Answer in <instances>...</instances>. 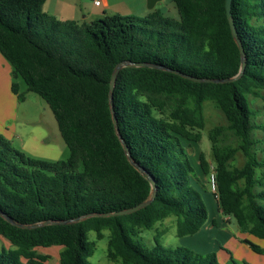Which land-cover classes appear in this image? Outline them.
<instances>
[{
	"label": "trees",
	"instance_id": "trees-1",
	"mask_svg": "<svg viewBox=\"0 0 264 264\" xmlns=\"http://www.w3.org/2000/svg\"><path fill=\"white\" fill-rule=\"evenodd\" d=\"M44 2L0 0V53L14 78L47 103L69 155L32 158L0 134V211L17 223L50 221L22 228L0 215V240L7 242L0 264H49L36 248L54 245L62 247L59 264H91L89 230L97 239L109 231L106 256L119 264H219L215 252L166 246L158 234L150 248L139 239L169 216L176 217L177 236L197 233L208 218L201 177L211 171L218 211L264 239V155L254 134L264 136V124L253 121L250 108L256 98L264 108V0L231 1L245 57L243 74L231 82H196L175 72L208 79L238 72L225 0H172L178 19L153 9L142 18L112 14L89 22L59 20L44 12ZM119 62L130 64L117 74L111 110L109 83ZM11 89L17 93L16 82ZM206 101L226 123L207 131L212 160L200 152L197 171L187 145L202 138ZM237 153L244 158L238 167L231 165ZM140 169L154 180L152 201L104 216L150 198Z\"/></svg>",
	"mask_w": 264,
	"mask_h": 264
},
{
	"label": "rangeland",
	"instance_id": "rangeland-1",
	"mask_svg": "<svg viewBox=\"0 0 264 264\" xmlns=\"http://www.w3.org/2000/svg\"><path fill=\"white\" fill-rule=\"evenodd\" d=\"M155 9L160 10L166 16L178 19V13L172 0L158 1ZM148 11L146 9L144 12L129 15L142 18L147 15ZM14 82L19 84L18 91L22 94V99H24L19 108L20 119L23 121L26 118L25 122L28 124V127L27 132L21 134V139L17 136L10 138L4 136V138L10 141L15 149L32 158L48 161L66 159L69 155V149L59 133L56 120L47 103L38 94L28 91L21 77L14 79ZM261 93L264 94V90ZM262 104L263 102L259 98L253 99V104H250L253 121L258 124H264V108ZM203 107L205 129L202 131V138L199 142H191L187 145V152L189 153L191 163L197 171L199 168L198 155L200 152H203L209 161L212 160L207 131L215 125H225L226 123L224 116L213 103L206 101ZM254 134L257 136V139L260 138L258 142V156L263 157V132L256 130ZM243 162V156L237 153L231 161V165L238 167ZM201 180L204 184L201 192L208 211L206 222L209 221L207 225L205 226V222L204 226L193 235L179 237L176 234V217L169 216L157 222L154 228L143 230L140 233V241L150 248L154 245V238L158 234L162 244L166 246L174 247L180 245L196 252H215L219 264H223L224 255L228 260L232 257L231 264H263L264 253L253 251L248 244L242 241L244 232L237 230L238 228L233 220L231 222L229 218H227L228 221L221 219V215L217 211V198L213 195L209 184V175L201 177ZM214 217L219 218L223 224L221 223V225L216 227L211 226V219ZM237 231L241 234V237L236 233ZM108 235L109 231L104 230V236L97 239L94 231L89 230L87 232L88 240L95 243L94 253L88 258L91 264H119L108 259L106 256ZM2 243L4 242L0 240V244ZM61 249L62 247L54 245L36 248V251L38 253H46L49 256L47 263L59 264L58 257Z\"/></svg>",
	"mask_w": 264,
	"mask_h": 264
},
{
	"label": "crops",
	"instance_id": "crops-1",
	"mask_svg": "<svg viewBox=\"0 0 264 264\" xmlns=\"http://www.w3.org/2000/svg\"><path fill=\"white\" fill-rule=\"evenodd\" d=\"M158 1L160 0H157L154 6L149 9L146 6V0H100V5L98 6L93 3V0H45L43 10L47 14L52 15L59 20L89 22L95 18L102 17L104 15L138 14L140 12H144L146 9L149 10V13L153 9H155V5ZM14 79L16 78H14L12 74V67L10 63L0 53V134L5 136L6 138L17 136L21 139V134L27 132L28 124H26L25 122L26 118L23 121L20 119L19 108L24 99L19 98L21 95L19 91H17V93H14L12 91L11 85L12 82H14ZM16 84L17 88H19V84ZM218 213L219 215H221V219L223 221H228L227 216L222 215L219 211ZM229 220L232 222V219L229 218ZM208 221L206 222L205 226L207 225ZM221 223L222 222L219 218L214 217L211 219L210 225L216 227L221 225ZM236 233L239 235V237H241V234L238 233V231ZM243 234L244 236L242 238H247L264 248V239H259L245 232ZM3 242L4 245H7L6 241ZM230 258L231 259L228 260V258L224 255L223 264H231L232 257Z\"/></svg>",
	"mask_w": 264,
	"mask_h": 264
},
{
	"label": "water",
	"instance_id": "water-1",
	"mask_svg": "<svg viewBox=\"0 0 264 264\" xmlns=\"http://www.w3.org/2000/svg\"><path fill=\"white\" fill-rule=\"evenodd\" d=\"M157 0H146V6L151 9L155 2ZM231 1L232 0H225V11H226V16H227V20H228V23H229V27H230V31H231V35H232V38L233 40L235 41V43L237 44V47L239 49V53H240V66H239V70L238 72L234 75V76H231V77H228V78H222V79H208V78H197V77H193L191 75H187V74H184V73H181L179 71H175L177 74L187 78V79H190V80H193V81H196V82H231V81H234L238 78L241 77V75L243 74L244 72V69H245V57H244V50H243V46H242V43L240 41V38L237 34V31H236V27H235V24H234V21H233V17H232V13H231ZM127 64H130V63H127V62H119L118 64H116V66L114 67V70L112 72V75H111V79H110V83H109V102H110V108L112 110V92H113V88H114V84H115V80H116V77H117V74L119 72V70L127 65ZM135 66H144V65H147V66H150V67H156L155 65L153 64H147V63H134ZM113 119V123H114V126H115V129H116V132L118 133V125H117V121H116V118L113 116L112 117ZM120 138V137H119ZM122 145H123V149L127 155V158L128 160L134 164V162L132 161L131 157L129 156L128 154V148L126 146V144L121 141ZM135 166L137 167V165L135 164ZM142 173H145L147 174L144 169H140ZM148 175V174H147ZM148 180L152 186V194L150 196V198L132 206V207H129V208H126V209H122V210H118V211H114V212H108V213H105L103 214L104 216H110V215H122V214H128V213H132L134 211H137L143 207H145L146 205H148L153 197L155 196V183H154V180L153 178L148 175ZM0 215H2L3 217H5L9 222H11L12 224H15L16 226L18 227H22V228H31V227H36V226H39V225H42V224H47V223H50V221H45L43 223H36V224H22V223H17L15 222L13 219L5 216L1 211H0ZM65 221H62V223H64Z\"/></svg>",
	"mask_w": 264,
	"mask_h": 264
},
{
	"label": "built area",
	"instance_id": "built-area-1",
	"mask_svg": "<svg viewBox=\"0 0 264 264\" xmlns=\"http://www.w3.org/2000/svg\"><path fill=\"white\" fill-rule=\"evenodd\" d=\"M93 3L96 6H98V5H100V0H93ZM209 184H210L213 195L217 198L214 172H211L209 174Z\"/></svg>",
	"mask_w": 264,
	"mask_h": 264
}]
</instances>
